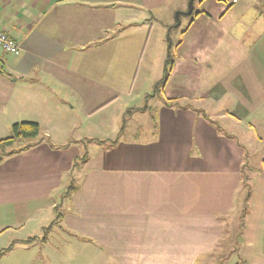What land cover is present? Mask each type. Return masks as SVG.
Wrapping results in <instances>:
<instances>
[{
	"label": "crops",
	"instance_id": "0c3cea01",
	"mask_svg": "<svg viewBox=\"0 0 264 264\" xmlns=\"http://www.w3.org/2000/svg\"><path fill=\"white\" fill-rule=\"evenodd\" d=\"M169 1L0 0V29L21 50L3 62L0 49V140L15 123L40 125L28 149L0 161V216L61 214L43 238H6L14 247L0 264L203 261L240 208L243 262L264 264V168L247 163L241 141L254 132L264 148V2L231 0L217 15L203 10L186 21L177 54L199 63L192 97L200 105L165 97L150 106L170 75L147 111H114L131 94L124 73L137 77L159 20L153 11ZM167 26L171 34L179 27L171 17ZM92 132L116 138L74 137ZM78 145L87 157L73 169ZM23 220L0 225V246Z\"/></svg>",
	"mask_w": 264,
	"mask_h": 264
},
{
	"label": "rangeland",
	"instance_id": "374dc122",
	"mask_svg": "<svg viewBox=\"0 0 264 264\" xmlns=\"http://www.w3.org/2000/svg\"><path fill=\"white\" fill-rule=\"evenodd\" d=\"M177 2L178 0H170L168 2L167 8H163L160 12L158 10L153 11L155 18H159V20L154 19L151 22V25H153V34L150 37L149 44L143 56L142 65L139 72H137L136 79L135 76H133L134 73L132 75L128 72L124 73V79L126 81L125 85H131L132 91L130 95L128 93L122 94L121 99L114 109L115 113H123L130 108L142 107L146 104L144 95L152 93L154 88V86L152 87V85H154L152 83L161 80L164 76L165 61H167L169 57V52H171L172 58L173 60H175L178 66L173 70V72H171L172 74H170L171 80L169 83V87H167L163 93L161 92V97H156L155 101H150L149 105L155 106L159 103L160 99H165V97H177V102L179 105H184L185 103H187V101L190 105L193 106H195L196 104L200 105L196 103L194 98L192 97V95H194L195 93L196 86L199 85L196 69L198 68L199 63H196V60L194 59H192V63L185 62L181 58V56H178L177 54V45L179 40L181 39L183 31H185L186 29V21L189 20V18H196V14L203 10L207 11L208 13L217 15L218 13H220L222 8L227 9L232 2L231 0H196L194 3L193 14L188 17H182V25H180L178 28L172 29L171 34L172 26H167V18L171 17L175 19V14L179 10L175 11L172 14V9L173 5ZM184 7V10H181L182 12L187 10L188 2ZM124 13L125 12L122 11L120 7H118V9L114 11V14L117 16L124 15ZM10 56L11 55H5V57L2 58V61L5 62L9 60ZM181 75L184 77H181ZM182 78H184V80L186 79L187 85L185 87L184 85L181 86L180 82ZM172 101L175 102L176 100ZM134 121L135 119L133 118L129 121V126L125 127L126 137L132 136L131 128H133ZM11 134L12 129L10 134H7L6 136H4V138L11 136ZM74 137H86L88 139H115L116 134H111L109 136L101 132H92L87 134L77 133ZM67 139H70V137H67ZM243 139L244 140L241 141L244 142L245 148L247 149L245 150L247 163H250L252 167L257 165L264 168V148L262 149V146L258 141V135L252 132L248 135L243 136ZM26 142L27 140L22 139L17 141L12 147H7L5 149H2L0 147V155L4 154L7 151H10L11 149H14L15 147H22L26 144ZM78 148L81 149V153L79 155L80 158L87 154V150L84 149V145H78ZM247 172L249 173V170H247ZM254 173L255 172H253V174ZM72 184L76 185L74 183ZM72 184H70V186ZM45 211L48 216L45 215L43 216V218H41L40 216H32L25 218V220H23L20 216H14L10 219H5V215L3 217L0 216V225H9L10 223H13L14 225L17 222L20 223V221L22 220L24 223V227H20L18 229L12 227L8 228V233L2 236L1 241L6 238H28L35 237L36 235H39L43 238L45 235H48V231L50 230L41 233V231L39 230V225H45L48 228L51 225V222L56 219L57 214L54 210H52V217H49L50 214L47 210ZM243 217L244 211L242 213L240 208L234 215L229 218V229L231 228V230L227 229L229 231V236L225 237V239L220 244L214 245L210 254H206L203 261L193 262L189 264H247L243 262V259L241 257ZM189 233L190 235H193V237H197V232L190 231ZM8 243L10 242L6 239V242L2 244L3 246H0V249L1 247H5L6 245H8ZM20 253L21 252L17 251L15 254L19 255Z\"/></svg>",
	"mask_w": 264,
	"mask_h": 264
},
{
	"label": "trees",
	"instance_id": "16d2710c",
	"mask_svg": "<svg viewBox=\"0 0 264 264\" xmlns=\"http://www.w3.org/2000/svg\"><path fill=\"white\" fill-rule=\"evenodd\" d=\"M174 60L172 58V55H171V52H169V57L167 59V62H166V69H165V72H164V76L163 78L157 82L155 84V88H154V91L151 95H147L146 96V104L141 107V108H131L127 111L126 114H130V113H133V112H138V111H147L148 110V100L150 97H155L157 95L160 94V92L164 89V87L166 86L168 80H169V77H170V73H171V65L173 64ZM12 134L11 136L5 138V139H2L0 140V147L2 149H5L7 147H12L15 145V143L19 140H27L26 144L23 145L22 147L20 148H14L12 149L11 151H9L8 153H4V154H1L0 155V161L3 159V157H5V155H13L15 153H18L22 150H25V149H28V147L30 146V143L32 140L36 139L39 134H40V125L36 122H31V121H22V122H18V123H15L13 124L12 126ZM124 131V127L121 129V132L119 133L118 136L121 135V133H123ZM112 144L115 143V141L111 142ZM87 157V154H85L84 156H82L81 158H79L77 161H75L74 165H73V169L75 168H78L86 159ZM74 188V185H71L67 190L66 192L63 194L64 196H69L72 192V189ZM61 219V214L59 213L56 217V219L51 223V225L48 227V228H45V231L47 232V230H51L52 229V226L59 223ZM46 236V235H45ZM36 238H32V240H35ZM31 239H28V241H32ZM14 247V243L10 244L7 248L3 249L0 251V255L4 254L5 252H8L10 251L12 248Z\"/></svg>",
	"mask_w": 264,
	"mask_h": 264
},
{
	"label": "built area",
	"instance_id": "2783aa9c",
	"mask_svg": "<svg viewBox=\"0 0 264 264\" xmlns=\"http://www.w3.org/2000/svg\"><path fill=\"white\" fill-rule=\"evenodd\" d=\"M238 0H234L236 2ZM256 2H264V0H255ZM0 49L7 55L18 56L21 53L20 47L15 39L8 33L0 29Z\"/></svg>",
	"mask_w": 264,
	"mask_h": 264
},
{
	"label": "water",
	"instance_id": "95a60500",
	"mask_svg": "<svg viewBox=\"0 0 264 264\" xmlns=\"http://www.w3.org/2000/svg\"><path fill=\"white\" fill-rule=\"evenodd\" d=\"M196 0H189L188 2V7H187V11L182 12V11H178L175 14V26L174 27H178L181 23V17L184 16H191L193 11H194V3ZM170 38V36H169Z\"/></svg>",
	"mask_w": 264,
	"mask_h": 264
}]
</instances>
